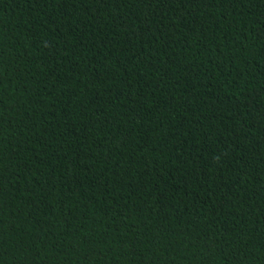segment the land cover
<instances>
[{"label": "trees", "instance_id": "16d2710c", "mask_svg": "<svg viewBox=\"0 0 264 264\" xmlns=\"http://www.w3.org/2000/svg\"><path fill=\"white\" fill-rule=\"evenodd\" d=\"M0 264H264V0H0Z\"/></svg>", "mask_w": 264, "mask_h": 264}]
</instances>
